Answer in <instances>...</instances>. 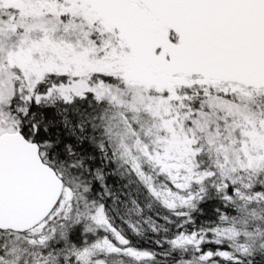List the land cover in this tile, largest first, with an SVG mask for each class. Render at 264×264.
I'll return each mask as SVG.
<instances>
[{"label":"snow or ice","instance_id":"obj_1","mask_svg":"<svg viewBox=\"0 0 264 264\" xmlns=\"http://www.w3.org/2000/svg\"><path fill=\"white\" fill-rule=\"evenodd\" d=\"M0 264H264V0H0Z\"/></svg>","mask_w":264,"mask_h":264}]
</instances>
